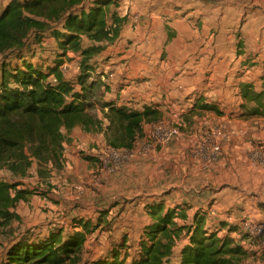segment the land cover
<instances>
[{
	"label": "trees",
	"instance_id": "obj_1",
	"mask_svg": "<svg viewBox=\"0 0 264 264\" xmlns=\"http://www.w3.org/2000/svg\"><path fill=\"white\" fill-rule=\"evenodd\" d=\"M117 6V0H9L7 4L0 0V165L13 175L26 177L34 161L53 162L62 169L63 145L73 142L70 135L78 126L88 134H104L107 145L117 151H129L144 136L145 123L163 119L157 104L136 109L119 104L117 98L108 99L111 88L92 63L96 55L121 40L128 19L113 8ZM33 33L40 43L47 33L57 43L59 54L51 64L44 66L30 45ZM85 40L94 45H86ZM70 53L79 55L73 80L62 69L74 59ZM240 96L244 102L238 117L264 116V88L257 91L254 83H242ZM201 109L224 113L203 100L190 112ZM40 174L47 176L42 170ZM21 186L0 179L1 228L17 219L12 211L20 201L38 194ZM165 197L147 203L151 222L143 228L138 244L133 247L124 238L90 264L245 262L246 246L231 236L239 231L235 225L217 227L208 220L209 210L189 214L190 205L170 206ZM260 207L264 209V203ZM108 214L102 212L97 225L77 219L69 230L58 227L48 235H21L10 243L3 264H76L88 237L107 223ZM221 225L228 227L224 234Z\"/></svg>",
	"mask_w": 264,
	"mask_h": 264
},
{
	"label": "crops",
	"instance_id": "obj_2",
	"mask_svg": "<svg viewBox=\"0 0 264 264\" xmlns=\"http://www.w3.org/2000/svg\"><path fill=\"white\" fill-rule=\"evenodd\" d=\"M118 5L121 7L117 11L128 20L121 40L109 47L108 61L103 65L104 73L113 78L108 82L112 91L109 94L117 89L113 98L136 109L157 104L163 119H169L173 107L189 110L179 122L180 135L160 148L155 158L136 157L128 167L116 168L121 184L131 182L137 173L149 177L151 164L157 163L160 184L151 199L165 194L169 202L190 205L189 214L207 212L209 208L219 212L237 208L239 218L249 214L264 220V209L260 207L264 192L247 183H264V169L256 167L249 157L252 142L264 149V116L248 120L238 117L244 102L241 84L254 83L257 91L264 88V0H120ZM198 100L215 104L224 113L203 109L190 112ZM199 116L209 117L212 125L202 123L199 127ZM149 124H144V134ZM210 127L212 132H225L226 140L219 138L225 142V157L204 170L195 154L197 133L207 134ZM77 129L85 133L78 126L70 135L72 139ZM94 136L90 140L106 145L108 150L104 134ZM101 154H92L95 161ZM73 155H66L68 166L75 164ZM230 163L238 166L230 167ZM209 181L215 182L212 190H196L199 185H209ZM168 183L174 184L173 190ZM70 196L83 197L75 193ZM210 222L239 229L238 220H219V225ZM220 227L222 234L228 229ZM238 232L241 235H235ZM238 232L232 237L242 240L249 249L243 264H264V238L243 239L245 233L240 229Z\"/></svg>",
	"mask_w": 264,
	"mask_h": 264
},
{
	"label": "rangeland",
	"instance_id": "obj_3",
	"mask_svg": "<svg viewBox=\"0 0 264 264\" xmlns=\"http://www.w3.org/2000/svg\"><path fill=\"white\" fill-rule=\"evenodd\" d=\"M8 1L9 0H2L4 4H7ZM119 1L120 0H117V4ZM124 1L125 0H122V2ZM120 7L121 5H118L113 8L118 10ZM56 26H58V24H56ZM44 36V41L40 43L38 42L39 38L37 35L33 33L29 38V43L36 51L37 56L41 59V63L46 66L47 63L51 64L53 62L56 58V54H59V50L57 43L50 37L49 33ZM85 42L88 46L94 45V43L90 44L87 40H85ZM109 54L110 51L108 48L106 51L96 55L92 61L97 67V72L104 74L105 79L102 80L108 85H110L108 82L111 83L113 78H109V73L107 75L104 73L105 69L103 65L108 61ZM70 56L74 57V59L68 61L62 69L66 74V78L68 80H73L76 78L79 71V55L70 53ZM117 84L118 83H116V85ZM116 90L117 89H113V96L108 93L107 98L110 99L115 97L116 93L119 92ZM97 111H99L101 116L100 110L97 109ZM210 120L209 117L199 116L197 118V124L198 126L202 123L211 126L212 124L209 123ZM196 126H194V130H196ZM64 132L65 134L68 133L67 130ZM211 132L212 129L210 127L207 134L201 133V131L197 133L198 141L196 150L200 144H205ZM85 133L77 129L72 134L74 137L73 143L70 144L66 142L63 145L64 159H66V155H73L74 152H77V154L72 157L75 162L72 166H68L64 159L65 165L60 170L57 169V166L53 162L42 165L34 161L27 176L21 177L13 175L0 165V179L9 182H19L22 184L21 188L35 190L36 193H38L27 201H20L15 211H12L17 216V219H14L5 227L2 226L3 228L0 227V264L4 263L6 251L13 243L12 241L18 239L19 236L24 234H29L31 236H33V234L35 236L48 235L50 230L58 227H64L69 230L74 225L73 221L77 219L90 220L93 222V225H97L99 223V218H103V216H101L102 212H109V214L105 216L107 223L94 232L92 236L88 237L81 252V259L76 264H90L92 260L104 254L112 246L117 244V246H119L124 238H127L133 247L140 241L143 228L151 222L146 211V205L151 199V194L157 192L159 189L158 185L160 181L157 180L159 176L158 164H151L148 172L149 177L141 176L140 173H137L136 178L131 179L133 184L129 182L126 185L121 184L120 174H118L120 171H116V168L125 167H117L115 164H112L111 167L106 170L108 180L101 184L95 183L93 179L95 176L100 175L102 165L99 162V158H96L97 161H87L84 159V156L94 157L92 154L98 153H102L101 156H108L109 150H107L106 145L99 146L90 140V138L95 137V134L88 135ZM75 140H77L76 144ZM86 143H89V145H86ZM210 144L209 142V145ZM251 148V151H253L257 148L262 149V146H259L255 141L251 143ZM251 151L249 153L250 159ZM196 156L199 155L196 154ZM224 157L225 155L222 151L218 160ZM226 159L229 166V159L227 156ZM235 166H238V164L230 163V167ZM256 167H262L264 169L263 166L258 164H256ZM41 170L44 171L47 176H42L40 174ZM61 171L63 172L61 173ZM261 177L264 178V172H262ZM247 183L248 185L257 186L260 193L264 192L263 182L254 183L247 180ZM172 185L174 184H167L168 188H171V190L174 189ZM212 186H215V182L209 181V185H199L196 187V190L199 191L204 187L205 189H203V191H210L212 190ZM67 188H72L75 194L83 189H87V191L84 192L85 196L81 198L76 196L74 199L66 193ZM162 190L163 189L160 191ZM166 201L170 206L176 205L174 202H169L168 199ZM210 209L211 208H209V210ZM234 209L235 210L230 212L225 211L218 212L216 215H209V222L213 221L218 225L219 220L228 222L224 220L225 215L234 216L233 220H238L240 216L237 213L238 209ZM217 219L218 221L216 222ZM230 222L237 223V221ZM236 227L238 228V226ZM235 235L239 236L241 234L238 232ZM247 250L249 251V249ZM250 252L252 253V251Z\"/></svg>",
	"mask_w": 264,
	"mask_h": 264
},
{
	"label": "built area",
	"instance_id": "obj_4",
	"mask_svg": "<svg viewBox=\"0 0 264 264\" xmlns=\"http://www.w3.org/2000/svg\"><path fill=\"white\" fill-rule=\"evenodd\" d=\"M105 79V77H101ZM189 113L188 109L182 107H173L171 109L169 119H162L159 122L151 123L145 131L144 136L136 142L134 147L129 151H117L111 147L108 148L109 155H99V162L102 165L100 175L95 176L93 180L98 183H103L108 180L106 170L111 167L112 164L116 166L126 167L131 164L134 158H150L153 159L158 153L160 148H164L170 144V142L180 135L181 130L179 122L181 118ZM220 137H225L223 130H215L211 132L209 138L206 139L204 145H199L195 154L198 159H201V167L204 170L210 169L218 160L221 152L223 151L224 140H219ZM209 142L211 143L209 145ZM251 159L253 162L264 167V150L257 148L251 151ZM87 189L80 190L76 193L79 197L85 195ZM66 193L68 195L74 194L72 188H67ZM208 215H216L219 211L217 209H210ZM225 221L233 220V216H224ZM237 221V220H234ZM239 229L245 233L251 239L264 238V220L257 219L254 216L245 214L239 219Z\"/></svg>",
	"mask_w": 264,
	"mask_h": 264
}]
</instances>
